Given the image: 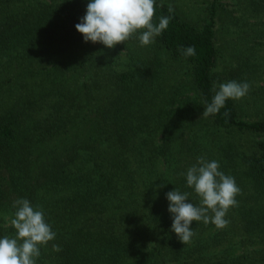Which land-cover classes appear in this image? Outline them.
Instances as JSON below:
<instances>
[{
  "label": "trees",
  "instance_id": "obj_1",
  "mask_svg": "<svg viewBox=\"0 0 264 264\" xmlns=\"http://www.w3.org/2000/svg\"><path fill=\"white\" fill-rule=\"evenodd\" d=\"M233 1L225 56L220 0L201 25L156 0L153 23L171 19L155 43L111 49L75 28L89 0H0V238L15 236L13 203L26 198L56 232L37 264H264V0ZM232 80L248 95L205 118L214 84ZM201 156L242 192L226 228L194 221L183 244L166 193L200 203L181 173Z\"/></svg>",
  "mask_w": 264,
  "mask_h": 264
},
{
  "label": "clouds",
  "instance_id": "obj_2",
  "mask_svg": "<svg viewBox=\"0 0 264 264\" xmlns=\"http://www.w3.org/2000/svg\"><path fill=\"white\" fill-rule=\"evenodd\" d=\"M168 10L173 11L171 4ZM155 11L156 0H89L85 15L75 28L82 34L84 42L101 43L109 49L133 37L142 47L148 46L167 29L171 19L170 16L161 17L159 23L154 24ZM182 51L188 57L196 55L194 45ZM250 89L251 85L246 81L232 80L219 84L218 88L214 84L215 94L210 103H204L202 115L207 118L218 114L227 100H240ZM181 175L186 176L187 186L194 190L200 203L194 205L189 201L190 193H182L176 188L166 193L172 217L171 230L177 238L183 244L190 243L195 235L194 221L211 222L218 229L226 228L229 224L226 215L230 208L238 205L236 197L242 192L235 178L221 171L218 161H208L203 156ZM13 207L16 211L10 223L16 234L0 238V264H37L41 247L55 240L56 232L46 221L43 209L33 206L28 199H17ZM52 250L59 252L62 249L52 244Z\"/></svg>",
  "mask_w": 264,
  "mask_h": 264
},
{
  "label": "rangeland",
  "instance_id": "obj_3",
  "mask_svg": "<svg viewBox=\"0 0 264 264\" xmlns=\"http://www.w3.org/2000/svg\"><path fill=\"white\" fill-rule=\"evenodd\" d=\"M173 4L179 13L189 19L190 21H193L194 23L201 25L208 17L210 6L212 3V0H166ZM234 4L233 0H220L219 3V10L217 5V25H216V31H217V44L220 47V50L224 52V55L226 56L229 52V49H232L230 47L231 42H234V39H236L237 36V30L238 28L236 26L231 25L227 21V17L225 15V10L222 9V5H224L227 8H232ZM258 57L259 61H264V46L262 51L258 50L257 53H255ZM222 58H220L221 60ZM261 63V62H260ZM259 80L256 82L258 87V92L256 98H261L264 95V65L260 66L259 70ZM263 99V98H261ZM264 100H260L258 102L263 103ZM264 105V104H263ZM244 113V112H243ZM249 117L246 116L248 119H252L258 115L257 112L254 110H248ZM199 115H201L199 113ZM255 137H252V139L259 138L261 135L255 134ZM246 138V136H243Z\"/></svg>",
  "mask_w": 264,
  "mask_h": 264
}]
</instances>
